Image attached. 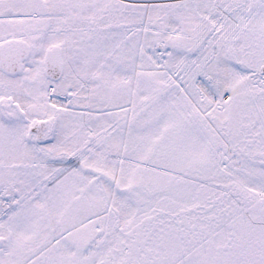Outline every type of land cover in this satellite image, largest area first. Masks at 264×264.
<instances>
[{
    "label": "snow or ice",
    "instance_id": "1",
    "mask_svg": "<svg viewBox=\"0 0 264 264\" xmlns=\"http://www.w3.org/2000/svg\"><path fill=\"white\" fill-rule=\"evenodd\" d=\"M0 264H264V0H0Z\"/></svg>",
    "mask_w": 264,
    "mask_h": 264
}]
</instances>
